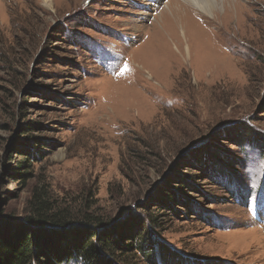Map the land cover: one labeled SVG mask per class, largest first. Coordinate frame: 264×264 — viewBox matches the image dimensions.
Segmentation results:
<instances>
[{
  "label": "rangeland",
  "instance_id": "374dc122",
  "mask_svg": "<svg viewBox=\"0 0 264 264\" xmlns=\"http://www.w3.org/2000/svg\"><path fill=\"white\" fill-rule=\"evenodd\" d=\"M219 2L0 0V229L38 187L101 264H264V0Z\"/></svg>",
  "mask_w": 264,
  "mask_h": 264
},
{
  "label": "trees",
  "instance_id": "16d2710c",
  "mask_svg": "<svg viewBox=\"0 0 264 264\" xmlns=\"http://www.w3.org/2000/svg\"><path fill=\"white\" fill-rule=\"evenodd\" d=\"M247 128L249 140L254 142L257 138L264 141L260 132L249 126ZM241 138L244 139L243 135ZM26 211V223L0 229V264H62L70 260L101 264L105 251H117L115 246L118 244L114 239H120V235L114 237V229L98 232L103 222L100 217L87 212L77 215L65 203L53 199L45 189L36 187L33 190ZM80 216L82 220H77L78 224H82L81 227L71 228ZM45 224L53 226L56 231L40 233L38 227ZM140 235L143 240L135 248L143 250L153 245L148 232H139L137 238ZM121 247L125 254L130 246L122 243Z\"/></svg>",
  "mask_w": 264,
  "mask_h": 264
},
{
  "label": "bare ground",
  "instance_id": "6f19581e",
  "mask_svg": "<svg viewBox=\"0 0 264 264\" xmlns=\"http://www.w3.org/2000/svg\"><path fill=\"white\" fill-rule=\"evenodd\" d=\"M195 5L201 9L213 14V10L219 5V0H191ZM45 4L51 6V0H44ZM190 2V1H189ZM150 62V61H149ZM153 62V61H152Z\"/></svg>",
  "mask_w": 264,
  "mask_h": 264
},
{
  "label": "snow or ice",
  "instance_id": "6c2138e0",
  "mask_svg": "<svg viewBox=\"0 0 264 264\" xmlns=\"http://www.w3.org/2000/svg\"><path fill=\"white\" fill-rule=\"evenodd\" d=\"M125 69H126V66H125Z\"/></svg>",
  "mask_w": 264,
  "mask_h": 264
}]
</instances>
